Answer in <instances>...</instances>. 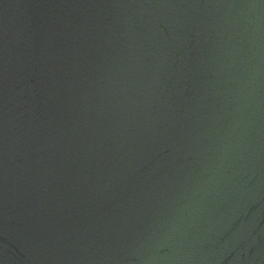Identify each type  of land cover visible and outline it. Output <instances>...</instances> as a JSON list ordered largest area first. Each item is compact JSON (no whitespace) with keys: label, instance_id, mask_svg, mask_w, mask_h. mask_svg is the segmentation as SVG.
Instances as JSON below:
<instances>
[{"label":"water","instance_id":"obj_1","mask_svg":"<svg viewBox=\"0 0 264 264\" xmlns=\"http://www.w3.org/2000/svg\"><path fill=\"white\" fill-rule=\"evenodd\" d=\"M0 264H264V0H0Z\"/></svg>","mask_w":264,"mask_h":264}]
</instances>
